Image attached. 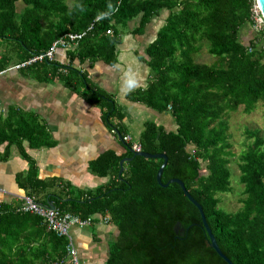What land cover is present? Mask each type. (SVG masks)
<instances>
[{
    "label": "trees",
    "instance_id": "obj_1",
    "mask_svg": "<svg viewBox=\"0 0 264 264\" xmlns=\"http://www.w3.org/2000/svg\"><path fill=\"white\" fill-rule=\"evenodd\" d=\"M255 4L256 0H75L69 6L65 0H0V39L20 45L21 62L46 51L67 32H80L94 23L70 48L71 56L114 64L130 21L138 19L134 31L141 32L169 11L146 48L151 80L133 99L171 112L177 130L148 122L139 140L126 143V155L132 159L124 163L122 173L123 157L112 151L91 164L95 174L110 176L95 188L79 190L62 179L42 181L35 165L20 178L39 203L50 201L59 213L92 221L98 215L108 217L119 234L110 244L107 264H228L211 246L201 214L181 186L158 183L164 160L134 156V143L145 152L167 154L163 183L171 178L184 181L234 264H264V129L247 127L243 133L238 155L241 206L233 212L220 208V195L233 190L230 119L239 110L249 115L259 103L264 106V26L254 29L257 33L250 31ZM204 41L216 58L211 63L196 60ZM42 63V70L51 65L66 83L78 79L94 89L84 72L64 76L54 63ZM93 93L105 97L102 105H109V117L123 118L115 100ZM45 134L33 114L12 111L0 118V145L19 146L24 139L32 146L52 144ZM53 188L54 195L43 194ZM177 222L185 229L183 235L175 231ZM68 246V238L58 236L43 217L0 206V264H73Z\"/></svg>",
    "mask_w": 264,
    "mask_h": 264
},
{
    "label": "crops",
    "instance_id": "obj_2",
    "mask_svg": "<svg viewBox=\"0 0 264 264\" xmlns=\"http://www.w3.org/2000/svg\"><path fill=\"white\" fill-rule=\"evenodd\" d=\"M168 14L169 11L162 12L141 32L134 31L139 20L130 21L117 46L114 64L102 59L81 61L71 56V49L64 48H58L54 59L47 61L54 63L64 76H68L66 73L75 76L77 70L84 72L94 89L78 79L66 83L51 65L47 71L42 70L39 67L42 62L15 67L21 63L20 45L0 39V118H7L12 111L33 114L44 127L45 138L52 141V144L32 146L24 139L19 145L22 148L7 142L0 145V206L19 209L27 195L37 201L25 187V179L24 184L20 182L32 165L36 166V177L42 181L62 179L79 190L95 188L110 179L92 172L91 164L95 160L109 151L129 157L127 144L119 137L118 130H122L121 136L130 135L135 140L140 139L148 122L166 131L177 130L171 112L156 110L133 99L134 93L145 89L151 80L146 48L156 39ZM97 91L115 100L122 119L109 117V105H102L105 97L93 93ZM54 193L55 188L43 191L48 194L46 197ZM96 217L90 226L71 229L81 264H107L110 244L119 234L108 217Z\"/></svg>",
    "mask_w": 264,
    "mask_h": 264
},
{
    "label": "built area",
    "instance_id": "obj_3",
    "mask_svg": "<svg viewBox=\"0 0 264 264\" xmlns=\"http://www.w3.org/2000/svg\"><path fill=\"white\" fill-rule=\"evenodd\" d=\"M253 14L255 19L254 28L260 30L264 26V18L257 3L254 6ZM104 16H106V14ZM102 17L103 15L98 16L95 21H99ZM93 28L94 23L90 24L88 28L83 31L67 32L66 34L56 39L49 49L34 55L33 57L21 62L18 65H15V67L20 68L32 65L36 62L52 61L58 48L70 49L78 45L80 40H82ZM122 140L128 144L132 140V138L130 135H123ZM131 149L133 152H137L141 150V146L138 143H134ZM18 210L34 213L43 217L44 221L48 224V227L52 229L58 236L67 237L69 240V246L67 250L69 256L72 258L73 264H81L78 250L73 243L71 229L73 226H79L81 228L90 226L93 222L91 218L83 219L78 215H74L71 213H59L56 208L53 209L48 205L39 203L34 199V197L30 195L23 197L21 206Z\"/></svg>",
    "mask_w": 264,
    "mask_h": 264
},
{
    "label": "rangeland",
    "instance_id": "obj_4",
    "mask_svg": "<svg viewBox=\"0 0 264 264\" xmlns=\"http://www.w3.org/2000/svg\"><path fill=\"white\" fill-rule=\"evenodd\" d=\"M65 2L67 5L72 6L75 0H65ZM254 29V27H250V31L257 33ZM208 46V42L204 41L200 53L196 55L197 61L211 63L213 62V60L216 59L215 56L207 52ZM230 123L232 135L231 141L233 143L232 151L234 153V156L232 157V162L230 164L231 185L233 190L231 193L220 195L222 197V205L220 204V208H223L224 210H227L229 212H233L237 210L236 207L239 206V198L240 196H242L243 185L240 183L238 155L243 149V142L245 140V136L243 135V133L245 128L247 127L252 129H264V106L259 103L257 105V109L249 115L244 114L242 110H239L232 115Z\"/></svg>",
    "mask_w": 264,
    "mask_h": 264
},
{
    "label": "water",
    "instance_id": "obj_5",
    "mask_svg": "<svg viewBox=\"0 0 264 264\" xmlns=\"http://www.w3.org/2000/svg\"><path fill=\"white\" fill-rule=\"evenodd\" d=\"M256 3L260 9V12L264 18V0H256ZM119 137L122 138L121 134H119ZM134 153V156L136 155H139V156H144V157H147V158H162L164 160L163 164L161 165L159 171H158V174H157V181L160 185L166 187L168 186L170 183H178L182 190L184 191L185 195L188 197V199L198 208L200 214H201V217H202V222H203V225L206 229V232L209 236V239H210V244L211 246L215 249V251L228 263V264H234L232 262V260L224 254V252L221 250L220 246L218 245V242L216 240V237L215 235L213 234L212 232V229L210 227V225L208 224V221H207V218H206V215L204 213V210H203V207L201 206V204L191 195V193L189 192V190L187 189L184 181H182L181 179L179 178H171L168 182L166 183H163L162 181V174H163V171H164V168L168 162V156L166 153H155V154H152V153H149V152H145L143 150H140V151H137V152H133ZM132 158L131 157H125L123 158L121 161H120V165H121V169H120V173H122L123 169H124V163L126 161H130ZM48 206H50V208H53L55 209L56 206L53 205L51 202H48L47 204ZM175 231L176 232H181V234L183 235L185 233V229L181 226V223L180 222H177L176 226H175Z\"/></svg>",
    "mask_w": 264,
    "mask_h": 264
}]
</instances>
